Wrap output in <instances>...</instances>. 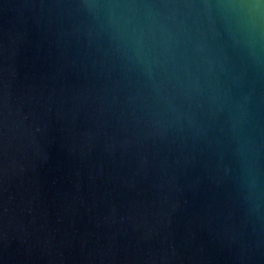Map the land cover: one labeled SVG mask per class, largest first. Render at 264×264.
I'll use <instances>...</instances> for the list:
<instances>
[{"label":"water","instance_id":"95a60500","mask_svg":"<svg viewBox=\"0 0 264 264\" xmlns=\"http://www.w3.org/2000/svg\"><path fill=\"white\" fill-rule=\"evenodd\" d=\"M0 264H264V0H0Z\"/></svg>","mask_w":264,"mask_h":264}]
</instances>
